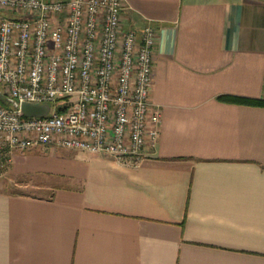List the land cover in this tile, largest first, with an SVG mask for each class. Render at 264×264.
Listing matches in <instances>:
<instances>
[{"label": "crops", "instance_id": "0c3cea01", "mask_svg": "<svg viewBox=\"0 0 264 264\" xmlns=\"http://www.w3.org/2000/svg\"><path fill=\"white\" fill-rule=\"evenodd\" d=\"M122 1L157 29L158 142L137 163L16 152L0 264H264V0Z\"/></svg>", "mask_w": 264, "mask_h": 264}, {"label": "built area", "instance_id": "2783aa9c", "mask_svg": "<svg viewBox=\"0 0 264 264\" xmlns=\"http://www.w3.org/2000/svg\"><path fill=\"white\" fill-rule=\"evenodd\" d=\"M123 8L122 0H0V91L17 103L0 102V176L16 152L33 147L130 163L155 148L161 111L150 90L157 29L126 26ZM23 102L50 110L25 116Z\"/></svg>", "mask_w": 264, "mask_h": 264}, {"label": "water", "instance_id": "95a60500", "mask_svg": "<svg viewBox=\"0 0 264 264\" xmlns=\"http://www.w3.org/2000/svg\"><path fill=\"white\" fill-rule=\"evenodd\" d=\"M0 100L4 103H8L12 106H17V103L10 97L6 96L0 91ZM20 109L25 116L42 117L47 115L50 110V105L47 103L34 104L29 102H23L20 104Z\"/></svg>", "mask_w": 264, "mask_h": 264}, {"label": "rangeland", "instance_id": "374dc122", "mask_svg": "<svg viewBox=\"0 0 264 264\" xmlns=\"http://www.w3.org/2000/svg\"><path fill=\"white\" fill-rule=\"evenodd\" d=\"M1 12H3L4 14H6V15H9V14H12L11 12H8V11H6V10H1ZM13 15V14H12ZM0 88H2V85H0ZM7 106H9L10 104H8V103H5ZM9 168V167H8ZM8 168H7V170H8ZM7 170H6V172L2 175V176H0V177H3V176H5L6 174H7ZM5 177H8L7 175L5 176ZM21 190H25V191H29V192H34V193H39V191L36 189V188H32V187H21Z\"/></svg>", "mask_w": 264, "mask_h": 264}, {"label": "trees", "instance_id": "16d2710c", "mask_svg": "<svg viewBox=\"0 0 264 264\" xmlns=\"http://www.w3.org/2000/svg\"><path fill=\"white\" fill-rule=\"evenodd\" d=\"M0 102H2L1 100H0ZM3 104H5L4 102H2ZM60 108V107H59ZM61 109V108H60Z\"/></svg>", "mask_w": 264, "mask_h": 264}]
</instances>
